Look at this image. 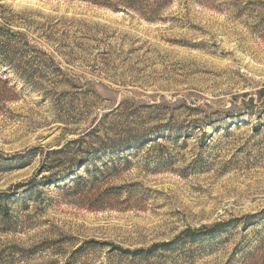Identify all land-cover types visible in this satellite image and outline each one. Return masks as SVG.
Returning <instances> with one entry per match:
<instances>
[{"label": "rangeland", "instance_id": "rangeland-1", "mask_svg": "<svg viewBox=\"0 0 264 264\" xmlns=\"http://www.w3.org/2000/svg\"><path fill=\"white\" fill-rule=\"evenodd\" d=\"M142 5L0 0V264H264V0ZM119 132L161 138L40 170Z\"/></svg>", "mask_w": 264, "mask_h": 264}, {"label": "trees", "instance_id": "trees-1", "mask_svg": "<svg viewBox=\"0 0 264 264\" xmlns=\"http://www.w3.org/2000/svg\"><path fill=\"white\" fill-rule=\"evenodd\" d=\"M91 3L110 7L113 10L120 9H132L145 14L148 12V16L156 18L158 8H150L148 11H141V8H147L142 5L144 0H83ZM0 36L4 37L6 42H0V54H2L7 60L11 57L7 55L9 52L11 36L10 31H4V28L0 26ZM5 43V44H4ZM93 134V133H92ZM91 133L85 135L87 140L84 138L74 139L68 142L62 148L51 150L48 152V156L42 161V168L50 171L47 179L57 181L63 178L66 179V183H83L85 181H91L92 184L98 180H105L110 176L116 175L118 172L115 167L117 164L125 163L129 164L130 159L126 155H122L124 150L122 146L126 145L127 149L136 146L135 149L140 151L143 147L150 143H156L158 137L156 134L144 133L140 136L139 134H130L125 132L115 133L110 136L108 133L106 136L92 135ZM98 144L97 146H93ZM157 144V143H156ZM106 151L112 154L108 156L109 162L104 163V167L98 168L95 164L97 163L95 158L102 159ZM126 151V150H125ZM89 157H91L89 159ZM105 159V158H104ZM94 167L93 169H89ZM44 171V170H43ZM80 171H86V174H81ZM79 172V173H78ZM70 177H67L69 176ZM81 184H78V186Z\"/></svg>", "mask_w": 264, "mask_h": 264}]
</instances>
